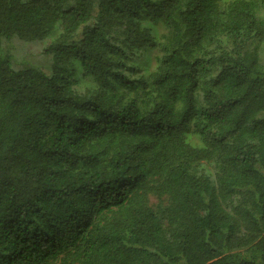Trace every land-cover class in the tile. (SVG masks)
I'll return each mask as SVG.
<instances>
[{"label":"trees","instance_id":"trees-1","mask_svg":"<svg viewBox=\"0 0 264 264\" xmlns=\"http://www.w3.org/2000/svg\"><path fill=\"white\" fill-rule=\"evenodd\" d=\"M0 264H264V0H0Z\"/></svg>","mask_w":264,"mask_h":264},{"label":"rangeland","instance_id":"rangeland-1","mask_svg":"<svg viewBox=\"0 0 264 264\" xmlns=\"http://www.w3.org/2000/svg\"><path fill=\"white\" fill-rule=\"evenodd\" d=\"M52 36L34 41H25L14 37L2 40V48L15 59L16 67L35 66L49 72L51 69L52 57L44 53L43 48L50 42ZM155 51H149L148 59H152ZM146 56V55H145ZM149 66V62L147 61Z\"/></svg>","mask_w":264,"mask_h":264}]
</instances>
